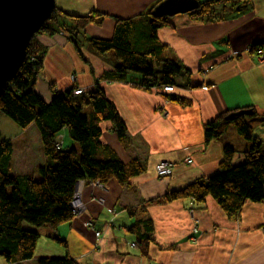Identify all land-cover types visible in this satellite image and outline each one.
<instances>
[{
    "label": "crops",
    "instance_id": "crops-1",
    "mask_svg": "<svg viewBox=\"0 0 264 264\" xmlns=\"http://www.w3.org/2000/svg\"><path fill=\"white\" fill-rule=\"evenodd\" d=\"M158 1L55 0L56 31L33 40L44 52L36 93L49 103L55 94L72 88L86 94L98 85L126 128L121 141L112 122H101L102 143L124 164L141 161L144 172L131 179L132 190L114 179L100 186L80 183L84 210L55 229L28 228L39 235L33 258L7 262L0 256V264H37L65 256L81 264H264V199L245 202L237 220L229 219L212 198L193 206L188 200L158 202L170 191L216 174L225 146L236 151L233 166L245 162L251 147L245 140L227 137L226 132L205 143L204 126L218 115L251 109L259 124L250 126L264 149V62L248 50L264 45V0H226L212 6V15H176L151 41L142 15ZM92 11L104 15L100 24L84 29L94 38L109 39L115 19L132 18L134 51L156 54L160 49L161 58L183 68L173 79L174 91L141 88L139 75L119 79L116 60H105L93 48L82 50L81 61L66 31L73 26L68 15ZM61 136L62 148H77L67 130ZM4 139L13 146L11 175L40 180L37 171L48 160L37 127L15 128L14 135ZM160 163L171 166L170 175L158 177ZM134 224L139 230L133 233L129 229ZM139 237L148 239L143 244L146 256Z\"/></svg>",
    "mask_w": 264,
    "mask_h": 264
},
{
    "label": "trees",
    "instance_id": "trees-1",
    "mask_svg": "<svg viewBox=\"0 0 264 264\" xmlns=\"http://www.w3.org/2000/svg\"><path fill=\"white\" fill-rule=\"evenodd\" d=\"M162 1H158L142 15L148 21L151 41L156 39L157 30L169 19L154 15L155 7ZM222 1L226 0L198 1V9L188 14L195 17L212 15V6ZM55 14L51 17L54 21ZM68 16L73 22V26L66 29L71 41L73 38L69 30L78 33L88 25L100 24L104 15L92 11L86 16ZM55 31L46 22L36 35L53 34ZM133 32L132 18L115 19L113 34L109 39L91 37L88 42L98 55L113 51L118 64L115 76L119 79H126L128 74H138L141 88L174 86L173 77L180 74L183 68L171 59H158L153 50L142 53L134 51L130 43ZM35 36L29 43L21 68L0 96V112L21 129H26L31 124L37 127L48 162L37 171L40 180L23 175L12 176V142L9 139L0 140V256L7 262L33 258L39 235L36 231L25 228L24 224L34 228L55 229L73 219L70 204L80 181L106 184L114 179L132 190L131 179L144 172L141 161L134 159L124 164L102 143L101 122H112L121 141L126 139V128L114 104L98 85L78 96L73 94L74 88L64 94H55L49 103L44 102L36 93L35 82L41 73L44 52L34 44ZM154 60H158L162 66L160 79L155 75L152 65ZM244 110L251 109H234L218 115L204 126L203 131L205 143L208 144L223 136L229 127H234L241 138L251 143L250 149L245 153V162L233 166L232 159L236 151L231 146H225L216 174L190 183L180 190L170 191L158 202L192 200L200 204L207 198H212L229 219L237 220L245 202L259 203L264 199L263 145L254 137L253 129L245 121V116L230 120L225 118L230 113ZM253 115L255 113L252 111ZM64 129L69 138L78 144V150L56 147L57 137ZM129 230L134 233L139 230V225L134 224ZM147 240L138 238L143 256H146L143 244ZM57 241L64 244L61 240ZM37 264L81 263L65 256L43 258Z\"/></svg>",
    "mask_w": 264,
    "mask_h": 264
},
{
    "label": "water",
    "instance_id": "water-1",
    "mask_svg": "<svg viewBox=\"0 0 264 264\" xmlns=\"http://www.w3.org/2000/svg\"><path fill=\"white\" fill-rule=\"evenodd\" d=\"M198 6L197 0H163L153 12L158 18H171L196 11ZM55 10V0H0V96L21 68L31 39ZM251 115V110H244L225 118Z\"/></svg>",
    "mask_w": 264,
    "mask_h": 264
},
{
    "label": "rangeland",
    "instance_id": "rangeland-1",
    "mask_svg": "<svg viewBox=\"0 0 264 264\" xmlns=\"http://www.w3.org/2000/svg\"><path fill=\"white\" fill-rule=\"evenodd\" d=\"M57 16H55V19H56ZM47 25L50 27V28H53V29H56L57 25L56 23L54 22L53 19H49L47 21ZM62 25V23H61ZM141 29V28H140ZM139 31V29H138ZM69 33L71 35V37L73 38L70 42L71 44L73 45V48L75 49L79 59L81 61H83V54H82V50L83 49H90L92 48L90 43L88 42V39L91 38L92 36L90 34H88L84 29H80V31L78 33H73L69 30ZM156 41V40H154ZM34 42V41H33ZM76 44V45H75ZM163 49V48H162ZM160 52L161 50L159 49L156 53V56L158 59H163L161 58L159 55H160ZM168 55V53L166 54V56ZM103 58L105 60H108V59H111L112 61H115V58H114V53L113 51H109L107 53H105L103 55ZM108 58V59H107ZM257 59V57H256ZM84 62V61H83ZM260 62V61H259ZM261 62H264V61H261ZM153 67H154V71H155V75L157 78H161L162 77V66L161 64L159 63V61L157 60L156 62H153L152 63ZM131 75H136L138 76V74H131ZM176 76L173 77V79H175ZM0 140L4 139V138H9L11 136L14 135V129L18 128L17 124L15 122H13L10 118H8L7 116H5L4 114H2L0 112ZM4 119V120H3ZM245 121L247 123H249L250 125L252 126H256L259 124V122L256 120V118H254V116H245L244 117ZM6 121V122H5ZM227 137H236L238 138L240 141H244L243 138H241L234 127H229L228 130H227ZM246 141V140H245ZM76 149L78 150V144H76ZM25 227L27 228H33L27 224H24Z\"/></svg>",
    "mask_w": 264,
    "mask_h": 264
},
{
    "label": "built area",
    "instance_id": "built-area-1",
    "mask_svg": "<svg viewBox=\"0 0 264 264\" xmlns=\"http://www.w3.org/2000/svg\"><path fill=\"white\" fill-rule=\"evenodd\" d=\"M60 34H62V33H60ZM249 50H252V47H249ZM254 51H255V55L257 57V60L260 62L264 61V47H258L256 49H254ZM150 89L160 90L164 93H170V92L174 91L175 86H172V85H164L162 87L154 86V87H151ZM83 93H84V91L81 88H77L73 91V94L75 96L82 95ZM56 146L58 148L61 146L60 139L58 137H57ZM171 171H172V168L167 163H160L156 167V172H157L158 177H166V176L171 174ZM93 184H95V183H93ZM73 205L75 206L74 210H75L76 214H80L84 210V206L81 207L80 205H76L75 201H73ZM261 230L264 233V225H263V227H261ZM95 235H96V237H98L99 233H95Z\"/></svg>",
    "mask_w": 264,
    "mask_h": 264
},
{
    "label": "bare ground",
    "instance_id": "bare-ground-1",
    "mask_svg": "<svg viewBox=\"0 0 264 264\" xmlns=\"http://www.w3.org/2000/svg\"><path fill=\"white\" fill-rule=\"evenodd\" d=\"M252 47V50H249V52H254L255 53V51H254V49H256V48H258V47H264V45H259V46H251ZM58 138L60 139V143H61V146L59 147V148H61L62 147V136H61V133L58 135ZM57 147V146H56ZM58 148V147H57ZM58 148V149H59ZM244 163V162H243ZM242 163V164H243ZM239 165H241V164H239ZM239 165H236V166H239ZM207 179V178H206ZM83 181H80L78 184H77V187H76V189H75V192H74V194H73V199H72V201H71V204H70V206H71V209H72V212H73V214H74V216H78L79 214H76L75 213V210H74V208H75V206L73 205V201H75V204L76 205H80L81 207H83L84 206V204L82 203V200H81V188L79 187V184L80 183H82ZM84 183V182H83ZM96 185H98V186H100V184L99 183H97V182H94ZM99 203H103V200L102 199H98L97 200ZM190 202H191V204H192V206H193V204H194V202L192 201V200H189Z\"/></svg>",
    "mask_w": 264,
    "mask_h": 264
}]
</instances>
